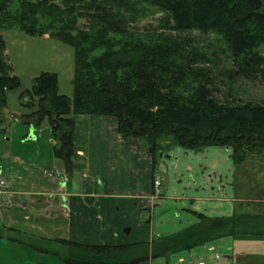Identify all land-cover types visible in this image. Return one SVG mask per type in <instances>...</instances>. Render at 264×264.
<instances>
[{"label": "trees", "instance_id": "1", "mask_svg": "<svg viewBox=\"0 0 264 264\" xmlns=\"http://www.w3.org/2000/svg\"><path fill=\"white\" fill-rule=\"evenodd\" d=\"M151 2L169 14L176 31L221 34L238 66L234 73L264 80V55L256 51L264 48V0ZM13 3L16 7L11 11ZM77 14L88 18V28L77 25ZM115 14L99 0H0V28L16 26L27 35L47 34L73 48L71 98L58 93L57 77L51 72H41L31 90L21 93L38 97L36 108L25 117L36 125L49 118L53 155L63 161L67 174L73 173L74 115L80 114L113 118L121 137L143 140L153 163L175 146L193 151L229 148L239 170L249 156L261 154L264 102L218 97L198 66L205 60L203 53L172 36L153 42L126 39L130 35L124 37V20ZM5 49L0 35V109L4 92L18 85L17 77L10 75ZM256 195L263 197L264 187ZM259 209L230 217L198 214V222L150 243L109 246L64 239L45 243L66 249L64 264H137L221 237L264 239V209ZM247 259L238 258L235 263L248 264Z\"/></svg>", "mask_w": 264, "mask_h": 264}, {"label": "crops", "instance_id": "2", "mask_svg": "<svg viewBox=\"0 0 264 264\" xmlns=\"http://www.w3.org/2000/svg\"><path fill=\"white\" fill-rule=\"evenodd\" d=\"M74 124L71 175L53 150L34 166L26 152L5 154L10 169L0 170L8 183L0 194V238L150 243L198 222V214L230 217L259 209L250 204L258 188L240 183L229 148L175 146L153 163L143 140L121 137L109 116L74 115ZM154 178L161 180L158 197ZM236 241L221 237L137 264H234L243 254Z\"/></svg>", "mask_w": 264, "mask_h": 264}, {"label": "rangeland", "instance_id": "3", "mask_svg": "<svg viewBox=\"0 0 264 264\" xmlns=\"http://www.w3.org/2000/svg\"><path fill=\"white\" fill-rule=\"evenodd\" d=\"M99 1L109 5L113 14L116 13L115 15L124 20L126 26L124 37L130 35L126 39L136 38L153 42L165 36H172L185 40L187 44L195 47L198 53H203L205 60H201L198 66L207 74L218 97L264 102V80L259 75L247 78L234 73L238 66L223 36L218 32L176 31L172 29L169 14L152 4L151 0ZM15 7L16 4L13 3L10 10L13 11ZM76 20L79 27H89V20L85 15L77 14ZM0 35L6 44L5 57L10 66V75L18 79L15 88L4 92V102L0 109V170L4 172L5 169H10V160L5 157L7 152L17 151V154L26 152V158L33 166L39 162L37 160L39 156L42 158L40 162L48 160L46 156L52 153V141L54 142L49 118L45 116L37 125L30 122V118H26L25 115L36 108L38 97L34 94L32 97L22 96L21 93L31 90L33 79L41 72H51L56 74L58 93L71 98L74 55L70 45L53 38L27 35L16 26L1 27ZM256 51L264 55L263 47ZM31 129H34L35 138L30 137ZM46 165L48 164L45 163L41 167L45 168L43 166ZM7 171L4 173L8 174ZM237 175L245 187L252 189L255 186L258 189L264 187V150L258 157L249 156ZM252 198H257V195ZM250 201L262 204L264 196ZM250 209L253 212L254 208ZM12 238H0V264H64L63 258L67 256V252L62 246L45 242L42 244L22 236L16 237L19 241H13ZM236 242V248L244 254L241 255L242 258L247 256L248 264H264L263 238L240 239ZM45 249L56 252L48 253L43 251Z\"/></svg>", "mask_w": 264, "mask_h": 264}, {"label": "built area", "instance_id": "4", "mask_svg": "<svg viewBox=\"0 0 264 264\" xmlns=\"http://www.w3.org/2000/svg\"><path fill=\"white\" fill-rule=\"evenodd\" d=\"M48 174L50 175L51 172H49ZM153 183H154V186L156 188H158L160 186V180L158 178H155L154 181H153ZM6 186H7L6 180L3 179V178H0V193L3 192V190L5 189ZM157 192H158V190H157Z\"/></svg>", "mask_w": 264, "mask_h": 264}]
</instances>
